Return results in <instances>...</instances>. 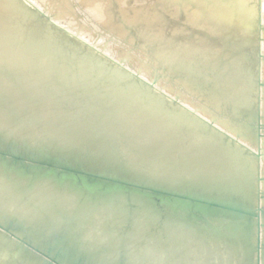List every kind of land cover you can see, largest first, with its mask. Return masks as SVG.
Returning <instances> with one entry per match:
<instances>
[{"label":"bare ground","instance_id":"1","mask_svg":"<svg viewBox=\"0 0 264 264\" xmlns=\"http://www.w3.org/2000/svg\"><path fill=\"white\" fill-rule=\"evenodd\" d=\"M0 264H264V0H0Z\"/></svg>","mask_w":264,"mask_h":264},{"label":"water","instance_id":"2","mask_svg":"<svg viewBox=\"0 0 264 264\" xmlns=\"http://www.w3.org/2000/svg\"><path fill=\"white\" fill-rule=\"evenodd\" d=\"M206 204H209V203H206ZM210 205L217 206L216 203L215 204H210ZM219 207L225 208V209H228V210H231V211L236 212V213L245 214V212H244L245 210L240 209V208L230 207V206H224V205H221Z\"/></svg>","mask_w":264,"mask_h":264},{"label":"rangeland","instance_id":"3","mask_svg":"<svg viewBox=\"0 0 264 264\" xmlns=\"http://www.w3.org/2000/svg\"><path fill=\"white\" fill-rule=\"evenodd\" d=\"M77 12H79V13H77ZM77 13V16H80V19L79 20H83V18H84V14L83 13H81L80 11H76L75 12V14ZM79 14V15H78ZM82 14V15H81ZM83 16V17H82ZM51 17H53V15L51 14ZM87 21V20H86ZM97 29H94V31H96ZM93 44H95V42H93ZM101 46V44L100 45H97L96 47H100ZM100 48H102V47H100ZM121 62V61H120ZM124 63V62H123ZM28 168V167H27ZM29 169V168H28Z\"/></svg>","mask_w":264,"mask_h":264}]
</instances>
